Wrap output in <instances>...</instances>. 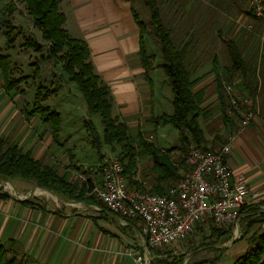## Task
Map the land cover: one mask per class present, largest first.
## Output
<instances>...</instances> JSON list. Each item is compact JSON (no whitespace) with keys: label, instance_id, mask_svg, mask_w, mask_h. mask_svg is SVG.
Returning <instances> with one entry per match:
<instances>
[{"label":"rangeland","instance_id":"374dc122","mask_svg":"<svg viewBox=\"0 0 264 264\" xmlns=\"http://www.w3.org/2000/svg\"><path fill=\"white\" fill-rule=\"evenodd\" d=\"M155 2L163 24L171 31L175 47L181 49L184 46L186 49L184 63L189 69L191 78L198 77L200 82L208 83V86H216V77L219 75L225 83L228 68L232 65L229 40H233L239 47L246 66L255 72L257 83L261 82L264 86V15L255 16L250 10L248 0H155ZM133 4L146 23V36L148 35L152 42V63L160 66L164 58L160 40L152 25L149 7L144 0H133ZM9 21L16 26L13 31L16 38L12 45H8L6 36ZM27 37L38 40L42 44L41 49L36 50L33 45H26ZM0 47L4 54H10L12 76L21 80L16 88L7 92L3 86L4 75L0 70V139L6 140L2 145V151L9 143L17 144L24 149L29 147L40 150L41 153L56 148L57 153H53V158H56L63 148H67V155L74 152L82 168L97 167L99 173H102L99 166L105 158L116 157L126 165L127 154L131 151L136 158L135 175L138 173L142 180L146 181L143 182L146 191H150L158 183L162 184L165 190L171 184L173 180L159 182L160 172L153 167L152 157L142 151V142L147 138L158 147L170 149L181 143L180 129L170 122L160 123L157 130H153L154 125H147L151 126V129L144 132H139L136 127L128 128V146L125 147L123 143L116 141L112 144L105 142L101 114L91 113L88 110L79 85L71 79V74L64 69V60L59 58L66 51V46L57 55L48 56L49 42L43 39L41 29L35 26L23 0H0ZM159 75L161 93L163 91L167 95L170 80L167 79V87L164 89V75L163 73ZM234 77L242 79V75L238 72L234 73L232 78ZM40 85L45 90L39 95L42 98L41 103L49 105L61 115V130L57 140L53 139L50 122L43 121L38 113L28 115L24 111L25 108L32 107ZM228 99L226 95V109L229 104ZM173 105L170 104V110H173ZM222 118L220 103H216L206 113H202L200 118L206 135L210 136L211 147L218 148L226 140L228 126ZM86 120H91L97 130L101 140L102 159L97 147L93 145ZM24 136H27L26 140ZM185 149L175 148L170 152L171 159L179 166L180 176L185 169L182 157ZM13 179L23 180L27 188L33 183L38 185L34 180L21 176H0V189L15 190ZM91 202L96 201L91 199ZM98 203L102 207L99 201ZM249 217L248 212L238 225L221 228L230 229L229 236L215 230L219 226L209 221L196 228L184 240L165 247L151 248L149 249V255L152 257L150 264H155L159 260L162 264L196 262L209 264L211 260H215V263L211 262L214 264H230L253 245L249 237L254 231L257 233L264 231V221H257L248 227V220L251 219ZM18 254L19 258H22V255ZM26 263L32 264L29 259H26Z\"/></svg>","mask_w":264,"mask_h":264},{"label":"crops","instance_id":"0c3cea01","mask_svg":"<svg viewBox=\"0 0 264 264\" xmlns=\"http://www.w3.org/2000/svg\"><path fill=\"white\" fill-rule=\"evenodd\" d=\"M133 7L131 0L60 2V9L66 15L64 27L71 36L86 41L94 72L109 87L112 115L125 122L129 129L136 127L144 132L151 129L147 125H154L153 130H157L160 123L155 119L158 116L173 113L174 105L170 110V104L174 95L170 81L169 93H161L159 74L164 75V89L168 81L162 66L152 63L146 69L143 65L141 27ZM143 38L147 53L153 54L150 38L146 33ZM207 84L198 81L194 87L195 90L205 89L202 113L220 103L217 83L216 86ZM239 94L258 113L248 126L235 134L227 161L235 172L246 176L251 192L257 193L255 204L264 210L261 203L264 200V86L259 82L256 91L251 92L246 83H241ZM202 113L198 120L204 130L200 120ZM226 124L227 136L234 131V126L230 121ZM204 134L207 146L211 147L210 136L205 131ZM22 149L30 150L34 157L53 165L59 175L75 184L95 185L102 181L97 167L82 168L74 152L67 155V148L56 158H53L56 148L42 153L29 147ZM135 177L146 182L138 173ZM22 181L13 179L16 189L10 188L11 196L0 198V242L5 246L25 255L32 263L144 264L136 260L133 253L141 244L138 219L125 223L119 215L102 208L98 201H76L34 183L27 188ZM24 199H29L33 205L23 203Z\"/></svg>","mask_w":264,"mask_h":264},{"label":"trees","instance_id":"16d2710c","mask_svg":"<svg viewBox=\"0 0 264 264\" xmlns=\"http://www.w3.org/2000/svg\"><path fill=\"white\" fill-rule=\"evenodd\" d=\"M23 1L26 4L27 11L32 17L35 26L41 29L43 39L49 42L48 56L51 57L57 55L65 49L64 47L66 46V51L61 54L59 58L64 60V69L71 74V79L75 80L79 85L87 103L88 110L91 113L101 114L102 122L104 124L105 142L112 144L116 141L123 143L125 147L128 146V126L125 122L119 121L117 117L112 115L111 94L109 87L97 73H94L93 63L89 60L90 50L88 44L81 38L71 36L67 29L64 28L66 15L60 9V2L62 0ZM144 2L149 7L152 25L160 40V48L164 58V61L160 66H162L171 82L174 95L173 113H163L155 120L158 123L170 122L179 128L181 132V143L170 149H161L153 142L146 140H143L142 142V151L152 157L153 167L158 169L160 172L158 176L159 182H165L168 180H175L180 176L179 166L174 163L170 156V152L173 149L180 148L184 150L190 139L201 144L203 147H208L204 130L198 120V117L204 111L202 104L205 100V89H194V86L199 81V78L190 77L189 69L184 63V54L186 49L184 46L181 49H177L175 47L171 37V31L163 24L155 0H144ZM133 13L141 27L140 53L143 65L146 69H148L152 65V54L147 53L144 44L143 37L146 33V23L141 19L138 11L134 7ZM7 27V43L8 45H12L16 38L13 34L16 26L9 21ZM26 43L28 46L33 45L36 50H40L42 46L38 40L33 39L32 37H27ZM229 49L232 65L228 68V76L226 77L227 80L231 79L234 73L238 72L242 75L241 83H246L250 87L251 92H255L258 84L254 76L255 72L246 66L241 51L233 40H229ZM10 63V54H4L0 47V69L4 75L3 86L7 92L16 88L21 83L20 78H14L12 76ZM216 83L222 117L225 122L228 123L230 121V123H232L235 127L234 119L226 112L227 94L224 87V80L221 76L217 75ZM45 89L48 90V88ZM44 91L45 90H43L40 85L32 107L25 108L24 111L28 115L38 113L43 121L50 122L52 126L53 139L57 140L61 130V115L58 111L51 109L49 105L41 103L42 98H40L39 95H41ZM86 125L90 131V135H92L93 145L97 147L98 152L100 153V158H102L101 140L97 134V130L91 120H86ZM5 141V139H0V176H21L29 178L34 180L39 186L52 190L57 194L70 199H86L88 201L95 199V201H99L96 196L91 193L94 186L93 183L88 185L87 182H83L80 185L68 181L64 176L59 175L53 165L47 164L43 160L34 157L30 150L24 151L17 144L9 143L7 144L6 149L2 151V145ZM127 155L128 161L125 165L124 173L129 181V184L145 190V185L135 177L136 158L134 153L129 151ZM99 169L102 170L101 165L99 166ZM150 191L161 193L164 192L165 189L162 184L158 183ZM9 196H11V194L8 191H2L0 189V198H7ZM23 203L33 205L29 199H24ZM261 203L264 204V200ZM246 209L250 213L249 218H251L248 220V227H251L257 221H264V210H262L260 205L251 204L244 206L243 210ZM253 214L258 215L253 217ZM215 230H219L221 234L225 233L228 236L231 232L230 229L223 230L221 228H215ZM249 241L250 243H253V245L238 255L230 264H264V231L261 233L254 231L250 235ZM18 255L19 254L15 249L9 248L0 242V264H27L26 259L28 260V257L22 255V258H19ZM211 262L215 263V260H211L209 263L214 264ZM32 264L40 263L34 262ZM155 264L162 263L159 260L156 261ZM189 264L204 263L196 262Z\"/></svg>","mask_w":264,"mask_h":264},{"label":"built area","instance_id":"2783aa9c","mask_svg":"<svg viewBox=\"0 0 264 264\" xmlns=\"http://www.w3.org/2000/svg\"><path fill=\"white\" fill-rule=\"evenodd\" d=\"M248 3L255 16L264 15V0ZM241 81V77H234L224 83L229 97L226 112L235 121L234 131L219 148H206L190 139L182 153L184 172L164 192L132 187L124 173L125 165L116 157L102 162V181L91 193L125 223L140 221L141 244L133 251L139 262L150 264L149 249L184 240L209 221L219 228L238 225L248 215L243 207L256 203L257 193L251 192L246 176L235 172L227 161L235 134L258 113L239 94Z\"/></svg>","mask_w":264,"mask_h":264},{"label":"bare ground","instance_id":"6f19581e","mask_svg":"<svg viewBox=\"0 0 264 264\" xmlns=\"http://www.w3.org/2000/svg\"><path fill=\"white\" fill-rule=\"evenodd\" d=\"M8 183V182H7ZM8 185H10L9 183H8Z\"/></svg>","mask_w":264,"mask_h":264}]
</instances>
